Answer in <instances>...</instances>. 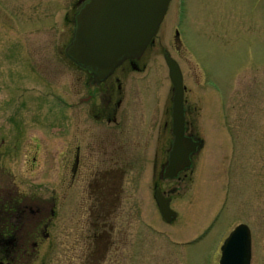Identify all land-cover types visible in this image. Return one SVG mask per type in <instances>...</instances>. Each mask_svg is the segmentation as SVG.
I'll use <instances>...</instances> for the list:
<instances>
[{
	"label": "rangeland",
	"instance_id": "obj_1",
	"mask_svg": "<svg viewBox=\"0 0 264 264\" xmlns=\"http://www.w3.org/2000/svg\"><path fill=\"white\" fill-rule=\"evenodd\" d=\"M76 2L0 0V184L56 202L48 238L30 264L92 261L76 245V192L65 186L74 104L86 73L58 49L71 38ZM153 41L146 67L130 72L126 87L132 94L136 86L155 92L158 107L163 104L171 87L168 53L196 108L203 146L193 155L189 186L173 196L170 223L154 202L150 170L138 178L142 159L135 160L114 213L113 248L98 254L97 264H218L224 237L240 223L251 233L250 264H264V0H171ZM142 120L129 121L136 139Z\"/></svg>",
	"mask_w": 264,
	"mask_h": 264
},
{
	"label": "flooded vegetation",
	"instance_id": "obj_2",
	"mask_svg": "<svg viewBox=\"0 0 264 264\" xmlns=\"http://www.w3.org/2000/svg\"><path fill=\"white\" fill-rule=\"evenodd\" d=\"M83 1L77 0L74 5L72 26L73 12ZM177 32L176 29L174 47L180 50L182 43ZM153 44L154 41H151L140 56L124 59L100 81L84 70L86 76L74 104L76 135L73 164L65 185L69 190L74 186L76 192L74 200L78 211L73 221L77 233L76 245L92 260L88 262L86 258L83 264H97L98 254L112 250L113 235L117 230L114 213L124 202V182L136 159H142L138 178L150 170L148 182L155 204V189H159L169 200L170 207L173 196L187 188L191 180L193 155L197 151L190 157L191 164L175 177L165 178L163 175L173 141L171 88L163 104L158 107L155 92H147L148 89L136 86L132 94L126 87L130 72H139L146 67ZM65 47L64 43L60 46L59 56L71 61L65 54ZM184 95V135L200 140L195 131L196 108ZM132 104L141 106L134 111V115L131 112ZM142 115V132L136 139L129 121ZM131 133L134 139L130 137ZM129 142L142 147V150L137 154L128 150ZM15 187L9 184L3 188L0 184V264H30L36 257L41 240L48 238L51 219L55 215L54 198L22 197ZM82 209L87 212L85 218L81 214Z\"/></svg>",
	"mask_w": 264,
	"mask_h": 264
},
{
	"label": "water",
	"instance_id": "obj_3",
	"mask_svg": "<svg viewBox=\"0 0 264 264\" xmlns=\"http://www.w3.org/2000/svg\"><path fill=\"white\" fill-rule=\"evenodd\" d=\"M170 0H85L73 14V33L65 47L66 56L91 73L96 81L104 79L126 58L140 56L153 40ZM172 91L173 141L164 168L165 178L175 177L191 164V155L203 141L184 135V85L178 63L163 54ZM162 219L170 223L176 213L159 189L154 192ZM219 264H250L251 233L240 223L224 240Z\"/></svg>",
	"mask_w": 264,
	"mask_h": 264
}]
</instances>
